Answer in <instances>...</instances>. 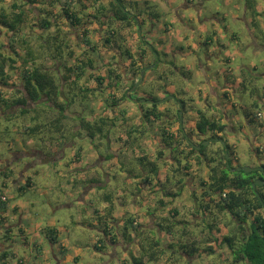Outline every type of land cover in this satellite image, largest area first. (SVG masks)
Masks as SVG:
<instances>
[{
  "label": "rangeland",
  "instance_id": "rangeland-1",
  "mask_svg": "<svg viewBox=\"0 0 264 264\" xmlns=\"http://www.w3.org/2000/svg\"><path fill=\"white\" fill-rule=\"evenodd\" d=\"M37 1L40 3L32 5L27 0H0V18L1 13L12 18L19 10L25 17L19 33L0 19V50L18 59V69L9 70V84L2 88L9 105L2 102L0 106V157L5 158L4 167L15 164L21 173L33 177L34 185L21 195L17 190L7 192L10 202L22 198L27 224L55 226L67 244L66 253L80 255L70 260L59 252L42 264H58V259L60 264H136L135 257L143 258L144 264H228L231 256L226 245L216 246L213 254L204 250L211 245L217 227L229 233L238 220L221 212L201 183L210 181L213 167L225 163V142H208L201 159L189 153L184 140L182 151L172 153L159 138L164 126L178 129L176 101L171 98L159 102L161 118L147 123L143 122L139 102L123 96L129 84L140 77L139 67L155 61L152 51L140 40L141 34L160 52V63L147 67L138 92H131L134 98L152 94L161 99L166 94H177L186 101L182 116L191 138H198L192 127L200 117L198 110L204 111L210 119L226 124L217 137L230 145L235 164L264 165V25L256 28L243 19L246 0H126L140 18L139 26L133 21L128 26L113 20L111 0H76L75 9L90 29L93 49L83 44L80 26L76 28L67 21L59 0ZM15 4L20 7L15 8ZM102 5L105 10L99 12ZM44 17L52 21L50 28L41 27ZM112 30L114 36L108 41ZM55 34L68 44L60 60L54 58L57 52L46 46ZM28 48L36 57L34 62L58 76L65 70L64 63H86L82 78L76 85L71 82L70 95L74 93L76 100L66 110L67 116H61L59 129L50 124L58 116V108L51 102L44 104L46 96L39 103L28 104L39 112L35 121L30 118L35 111L23 115L21 105L13 102L23 96L18 63L27 57ZM142 48L146 51L141 56L137 51ZM127 49L136 53L138 63L134 67L125 55ZM69 51H73L71 55ZM97 75L106 77L104 84L96 80ZM117 75L121 76L119 85H115ZM237 77L239 80L232 83ZM67 83L62 84L65 93ZM78 86L90 89L82 92ZM66 99L65 94L58 98L60 102ZM113 99H118L116 106ZM223 107L229 109V119L223 116ZM249 112L257 114L254 122L248 120ZM100 116H117V125L108 126L106 138L100 134L90 137L82 122H96ZM36 124L39 127L35 133L25 128ZM132 124L142 127V131L126 142ZM202 137L213 136L207 133ZM159 149L163 150L160 156ZM148 158L158 161L159 171L158 175L148 173L146 181L142 176L150 172ZM106 194L114 203L107 202ZM92 208L103 212L102 217L95 211L94 218ZM114 209L117 214L109 218ZM129 217L138 220L139 228L121 234ZM252 220L250 214L241 225L248 228ZM106 222L113 226L110 233L114 240L107 239L109 235L103 231ZM209 223L215 230L206 228ZM167 226L173 228L171 239L163 230ZM158 238L159 257L147 261L143 253L155 248L153 242ZM13 241L19 255L31 257L33 247L22 243L18 236ZM38 242H43L41 237ZM192 242L198 249L186 254L180 244Z\"/></svg>",
  "mask_w": 264,
  "mask_h": 264
},
{
  "label": "trees",
  "instance_id": "trees-1",
  "mask_svg": "<svg viewBox=\"0 0 264 264\" xmlns=\"http://www.w3.org/2000/svg\"><path fill=\"white\" fill-rule=\"evenodd\" d=\"M29 3H32V5H35V3H40L37 0H27ZM75 1L76 0H59V2L62 5L63 8V15L67 19V21L70 22L74 27H79L80 30H82L81 40L83 44L91 49L95 48L94 43L92 42V39L90 38V29H88V25L83 23V17L79 15L80 11L78 12L77 9H75ZM85 4V3H83ZM111 9L114 11V15H112V19L116 21H120L123 23H126L128 26L132 25L131 20L128 19L129 15L125 8L129 10L132 13L131 6L128 5L126 0H111ZM130 6V7H129ZM15 8H19L20 5H14ZM86 8V7H84ZM102 10H105V7L102 5L99 9V12H102ZM259 13L254 10L253 11V21L256 24L257 18L256 16ZM23 11H14L13 17L9 18L5 13H1V20L2 22L10 28L11 31H15L19 33V29L21 24L25 21V17ZM135 20H133L134 23L137 22V20L140 21V18L138 17L137 13L133 16ZM137 17V18H136ZM11 19V20H10ZM132 19V18H130ZM41 27L44 28H50L52 26V21H50L47 17H44L41 21ZM110 35L106 39L109 41L110 38H112L114 35V30L109 31ZM206 42L210 40L209 37H207ZM48 49L55 50L57 53H54V58L60 60V58H63L65 55V49L68 48L67 41H65V38H59L57 34L53 35V37L49 38L48 40ZM149 50L152 51L156 62H158V59L160 60V52L157 50V48L150 43L149 41L143 42ZM149 44H152V47L149 46ZM3 46H0V49ZM29 49V48H28ZM146 49L142 48L141 50L137 51L138 54H141L144 52L145 54ZM155 51V52H154ZM73 51H69L67 54L71 55ZM18 54V53H17ZM136 53L131 52L130 50L125 51L126 57L129 59V63L131 66H136L137 61ZM36 60L35 55L29 49L27 51V57H24L23 60L18 63L19 66H21L20 76H21V83L24 88L23 90V96L18 97L14 99L13 102L16 104L21 105V114L23 115H29L31 112L35 111V114L30 116L32 121H35L38 119L39 112L36 111V109H32L29 107V102L39 103L40 99L44 96H46L47 100L44 101V104L47 102H52L53 104H56L57 113L58 116L55 119L50 120L52 127H56L59 129V122L62 117H66V110L72 105V103L76 100L74 97V93L70 95L71 89L73 88L72 85H76V82L79 81L83 76V73L85 72L86 63L81 62V64L76 65H67L64 63V71L61 74V76H58L54 71H51L47 67H44L42 65L37 64L34 62ZM18 62V59L12 55L5 54L0 50V106L2 102H6L7 105H9L8 99L3 97V86L8 85L9 80V70L18 69L16 66V63ZM155 62V64H156ZM89 64H92V59L89 61ZM157 63L156 65H158ZM138 70V69H137ZM142 71V68L139 67V73ZM121 76H116V84H120ZM139 78V77H138ZM96 80L100 84H104V81L106 80V77L102 75H97ZM63 81H67L66 84V93L62 89L63 87ZM71 82H74L71 85ZM135 80H133L129 84V88L124 91V96L126 98H129L128 91L129 89L134 85ZM141 86V84H140ZM139 86V87H140ZM138 87V88H139ZM79 90L82 92H86L89 90V87H83L78 86ZM62 94H65L67 96V99L65 101L60 102L58 98L62 96ZM78 94H76L77 96ZM132 95V93H130ZM167 95V94H166ZM165 95V96H166ZM178 99L177 94H174ZM133 96V95H132ZM148 96L151 99L157 100L158 97L152 94L144 95ZM83 97H86V95L83 94ZM82 99V98H81ZM182 104H185V101L180 99ZM148 101V100H147ZM112 103L113 106H116L118 104V99H113ZM149 102L141 103L140 106L142 108L141 114L143 117V122H149L152 123V121H155V119H159L162 116V112L159 110L158 102H153L152 104L147 106ZM125 111H123L121 114L124 116ZM199 118L196 121V128L199 132L202 134L212 133L213 137L217 136L218 132H224L226 128L225 123H221L218 120L210 119L206 112L198 110ZM179 116V114H178ZM248 120L251 122H254V117H257L256 113H247ZM117 116L108 117V116H100L96 122H82V127L86 128L88 130V134L90 137L95 136L96 134H100L101 138H106L109 134L110 128L108 126H116ZM100 126V127H99ZM39 125L36 124L34 126L27 125L25 126L26 129L30 130L31 132L35 133L36 128H38ZM100 129H99V128ZM51 130V129H50ZM142 127H140L137 124H132L129 129L127 130L126 135V142L130 138L137 137L139 133H141ZM161 135L159 141L161 142V145H165L168 147V144L173 146V144L176 143L174 140L177 139V135L173 133L172 130L169 129L168 126H164L161 128ZM100 132V133H99ZM138 133V134H137ZM185 139H189L190 136L187 134L184 135ZM123 138V137H121ZM169 145V146H170ZM189 147V153L192 154L194 152H198L196 154L198 158L201 159V154L206 155L205 150L207 148L206 145H203L201 149L196 150L193 148L190 144H187ZM224 150V159L225 163L221 164L219 166L213 167L212 172L209 175V180H201V183L203 186L206 185V189L204 193L209 196L210 200H213L216 202V205L218 206L219 210L221 212H228L233 216V218L238 220V225L233 228V230L229 233H222L221 229L217 227L216 232L212 233V243L208 248H206L205 252H210L211 254L215 253L217 251V248H222L223 245H226L228 247V250L230 252V261L228 264H264V185H256L253 187V182L257 178H264V176L259 171H250L245 172L244 170L240 171H232L228 165L227 162L231 164L232 160H229L226 156V152L228 151L230 154V145L225 144ZM227 146V147H226ZM165 148V147H164ZM226 151V152H225ZM163 150L159 149L158 154L159 156L162 155ZM158 156V155H157ZM176 158V157H174ZM210 161H216L215 158H210ZM148 167H150V172L158 175L159 171V164L158 161L155 160H147ZM146 163V164H147ZM147 167V168H148ZM184 168H187L186 165ZM3 172L1 171V174ZM9 173H6V176ZM150 174L145 178L147 181L149 179ZM30 186L29 180L25 183L19 186V191L24 192L26 190V187ZM225 193V195H224ZM177 194V193H176ZM227 196V197H226ZM223 197V198H222ZM106 200L107 202H111L110 195L106 194ZM7 206V202L1 198L0 194V209L5 208ZM111 208V207H110ZM97 211V210H96ZM110 212V211H108ZM253 215V220L248 228H246L244 225H241L243 222H247L248 215ZM137 219H134L133 217H129L125 220V231H123V234H128L127 230H138L139 224L136 222ZM109 224V222H108ZM106 223V227L104 228L105 235H109L110 231L107 229L108 225ZM206 228L210 230H215L210 223L208 225H205ZM113 227V226H112ZM112 229V228H111ZM166 234H169L170 239L174 236L173 228L172 227H165L163 229ZM58 229L57 228H49L47 232H45L46 236L48 237L49 241L53 244L59 243V252L64 255L66 253V248L61 245L58 239ZM221 233V235L219 234ZM184 235H187L186 233ZM111 236V235H110ZM109 240H114L113 237H109ZM214 243H216L214 245ZM160 244V238L155 240L153 242V246L155 248H152L150 250L145 249V253H143V256H147V261H154L155 259H158L160 254V250L158 249V246ZM152 246V245H150ZM180 246H184L186 254L188 253L191 255L194 251L198 249L196 243L192 242V244H180ZM218 246L216 249L215 247ZM187 248H190V251L186 250ZM159 251V252H158ZM78 258L76 257L75 260ZM136 264H144V260L139 259L137 257L134 258Z\"/></svg>",
  "mask_w": 264,
  "mask_h": 264
},
{
  "label": "crops",
  "instance_id": "crops-1",
  "mask_svg": "<svg viewBox=\"0 0 264 264\" xmlns=\"http://www.w3.org/2000/svg\"><path fill=\"white\" fill-rule=\"evenodd\" d=\"M187 3L188 2H186V5H188ZM243 7H244V13L242 17L246 21V23L250 25L252 24L253 27L257 26L256 28H260L264 25V10H262L264 9V0H246L244 2ZM254 10H256L259 13L256 16L257 25L253 23ZM207 59H209V57ZM226 60L230 62L229 58H226ZM243 67H245V65H243ZM234 80H232V83H236V80H239V78L237 77ZM227 109H225L224 107L223 109L221 108L223 112V116L229 119V115H228L229 109L228 110ZM1 160L2 159L0 158V186L5 184L8 186V187L0 188L1 191L7 193L13 190H17L19 195H21L23 192H20L18 190L20 185L25 184L28 180L30 182V186L26 187V190L34 185L33 177L28 172H25L24 174L21 173L19 170H17L15 164H8L6 167H4V163ZM1 171L3 172L2 174ZM7 172L9 173L8 174L9 176H6ZM2 182H4L5 184H1ZM22 202H23L22 198L21 199L19 198L18 200H12V202H10V198H9V200L7 201V206L5 208L0 209V245L2 249H5V254L7 255L6 258L7 260H5L3 264H42L44 259L50 258V255L57 257L59 253V249H58L59 243L57 244L51 243L45 234V232L49 228H54L55 226L48 225L46 227H42L40 224L34 225L33 227L29 226L30 224H27V216L25 210H23ZM111 203L114 202L112 201ZM96 210H97L96 214H98V216H100L101 218L103 212L98 211V209L92 208L90 214L94 218H96V216L94 215ZM116 214L117 211L116 209H114L113 215L111 212L109 213V218H113V216H115ZM136 222H138V220H136ZM118 226L120 227V224H118ZM104 227H106V225H104ZM111 228L112 225L107 227L109 231L111 230ZM121 234H123V232ZM110 235L113 237L112 233H109V236ZM17 236L23 239L22 243L33 247V252L32 254H30L31 257H29L28 255L21 256L19 255L17 250L14 249L13 245L15 242L13 241V239H15ZM39 237H41L43 242L40 243L38 242ZM58 239L61 245L67 248L66 247L67 244L60 237V232H58ZM45 242H47L46 246H45ZM129 247H132V245H129ZM78 255L79 254L71 256L69 255V253H65L64 255H62V257H66L65 259L75 260L76 257L78 258ZM21 259L22 262L20 261ZM60 261L61 259H58V264L61 263Z\"/></svg>",
  "mask_w": 264,
  "mask_h": 264
},
{
  "label": "flooded vegetation",
  "instance_id": "flooded-vegetation-1",
  "mask_svg": "<svg viewBox=\"0 0 264 264\" xmlns=\"http://www.w3.org/2000/svg\"><path fill=\"white\" fill-rule=\"evenodd\" d=\"M154 3H156V1H154ZM130 7V6H129ZM125 10L127 11V13H128V15H129V17H128V19L129 20H131V22L133 21V20H135V18L133 17L134 16V14H135V12H130L129 10H127L126 8H125ZM21 10H19V12H20ZM150 12L152 11V10H149ZM156 11V10H155ZM112 15H114V11H112ZM130 18H132V19H130ZM137 18V17H136ZM138 23V24H137ZM136 25H140V21L139 20H137V22H136ZM139 33H141V30L139 29ZM140 40H142V42H146V40L144 39V37H143V35H141L140 34ZM155 52V51H154ZM157 61V59L154 61V64H150L149 66H152V67H154V66H156V64L157 63H160V60L158 59V62H156ZM155 62H156V64H155ZM164 65H165V62H164ZM149 66H143L142 67V70L143 69H145V71L146 70H149V68H147V67H149ZM144 71V72H145ZM144 72H140V77L137 79V80H135V83H134V85L129 89L130 90V92H128L127 94L129 95L128 97L130 98V99H132L133 101H135V102H139V104H141L142 102H149V104L151 103H153V102H155V101H158L160 98H158L157 100H155V99H151V98H149L148 96H144V95H139L138 97H135L134 98V96H132V95H130V93L132 92H138L137 90H139V86H140V84H141V81H140V79H141V77L143 76V74H144ZM175 101H176V103H177V105H178V112H177V118H178V129L176 130V131H174V128H173V130L172 129H170V130H172L173 131V133L175 134V135H177V139L176 140H174L175 142L177 141V145H176V143L175 144H173V146H171L170 144H168V148H170L171 149V152L173 153V152H175V151H182L181 150V148L182 147H180V144L182 145V141L184 140V142L186 143V145L187 144H190L193 148H195L196 150H199V149H201L202 148V146L204 145V141L207 139L208 141L206 142V146H208L207 145V143L208 142H210L211 143V141L212 140H216V139H218V141H224L225 142V144H228L226 141H225V139L224 138H222V137H210V138H206V137H202V133L201 132H199L198 130H197V128H196V123H195V125L192 127V128H195L196 130H193L192 128L190 129V131H192V132H196V133H198V138H196V137H194V138H189V139H185V134H187L188 135V132H186V129H185V127H184V120H183V116L182 117H180V109H182L183 110V108H185V104H182V102H181V100L180 99H178L176 96L173 98ZM148 100V101H147ZM153 100H155V101H153ZM165 101V100H164ZM159 103V102H158ZM178 114H179V116H178ZM204 135V134H203ZM179 136H181V140H179ZM188 136H190V135H188ZM211 136H212V133H211ZM224 144V145H225ZM170 145V146H169ZM225 147V146H224ZM227 147V146H226ZM179 148H180V150H179ZM189 148V147H188ZM224 152V151H223ZM226 152V151H225ZM194 153H196V154H198V152H194ZM29 155V154H28ZM202 155V154H201ZM146 156V155H145ZM226 156L228 157V159L229 160H232L231 161V164L229 163V162H227V165H228V167L232 170V171H236V170H233V168H235V167H237V166H243V165H241V164H235L234 163V161H235V159H234V157H233V154L231 155V154H229V152L227 151L226 152ZM17 158V157H16ZM16 158H14V159H16ZM147 160H150L149 158L147 159ZM9 163V162H8ZM254 167H257L256 169H254V170H252V171H259L263 176H264V170H261L260 169V167L261 166H263L264 167V165L262 164V163H258V164H256V165H253ZM237 171H240V170H237ZM148 173H151V172H144L143 173V178H146L147 176H148ZM257 179H261V178H257ZM262 180L264 181V178H262ZM262 185H264V184H262ZM7 258V255L5 254V249H2V247H1V245H0V264H3L4 262H5V260H7L6 259Z\"/></svg>",
  "mask_w": 264,
  "mask_h": 264
},
{
  "label": "water",
  "instance_id": "water-1",
  "mask_svg": "<svg viewBox=\"0 0 264 264\" xmlns=\"http://www.w3.org/2000/svg\"><path fill=\"white\" fill-rule=\"evenodd\" d=\"M150 47H152L151 44H149ZM145 69L142 70V72H144ZM142 80V77L140 79V81ZM175 95L174 94H170V95H167L166 97L164 98H161L160 100L156 101V102H163L164 100H167V99H170V98H174ZM155 101V100H153ZM180 117H182V109H180ZM257 167H254L253 165H243V166H237L235 168H233V170H244L245 172H250L254 169H256ZM261 170H264V167L261 166L260 167ZM264 184V181L262 179H256L254 182H253V187H255L256 185H262Z\"/></svg>",
  "mask_w": 264,
  "mask_h": 264
},
{
  "label": "clouds",
  "instance_id": "clouds-1",
  "mask_svg": "<svg viewBox=\"0 0 264 264\" xmlns=\"http://www.w3.org/2000/svg\"><path fill=\"white\" fill-rule=\"evenodd\" d=\"M136 24V23H135ZM152 45V44H151ZM169 95V94H168ZM167 96V95H166ZM165 96V97H166ZM164 98V97H163ZM171 99V98H170ZM186 102V101H185ZM262 114V113H261ZM261 114H259L258 116H260ZM1 158V157H0ZM2 160V162L4 163V160H5V158H1ZM1 184H5L4 182H2ZM6 185V184H5ZM5 185H1L0 186V188H2V187H8L7 185L5 186ZM0 194H1V198L3 199V200H5L6 202L9 200V196H8V194L7 193H4L3 191H1L0 190ZM3 197H5V198H3ZM137 224H139V223H137ZM110 237V236H109ZM108 237V238H109ZM113 239H114V237H113ZM21 262H22V259L20 260Z\"/></svg>",
  "mask_w": 264,
  "mask_h": 264
},
{
  "label": "bare ground",
  "instance_id": "bare-ground-1",
  "mask_svg": "<svg viewBox=\"0 0 264 264\" xmlns=\"http://www.w3.org/2000/svg\"><path fill=\"white\" fill-rule=\"evenodd\" d=\"M52 103V102H51ZM71 118H72V116H71ZM66 122V121H65ZM66 126V125H65ZM89 133V132H88ZM44 154V153H43ZM61 154V153H60ZM131 173V172H130ZM132 176V175H131ZM155 176V175H154ZM227 197V196H226ZM223 198V197H222ZM143 231V230H142ZM111 257V256H110Z\"/></svg>",
  "mask_w": 264,
  "mask_h": 264
},
{
  "label": "built area",
  "instance_id": "built-area-1",
  "mask_svg": "<svg viewBox=\"0 0 264 264\" xmlns=\"http://www.w3.org/2000/svg\"><path fill=\"white\" fill-rule=\"evenodd\" d=\"M224 195H225V193H224ZM3 198H5V197H3Z\"/></svg>",
  "mask_w": 264,
  "mask_h": 264
}]
</instances>
